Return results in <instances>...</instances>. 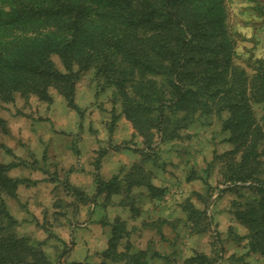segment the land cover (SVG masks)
Listing matches in <instances>:
<instances>
[{
    "label": "trees",
    "instance_id": "16d2710c",
    "mask_svg": "<svg viewBox=\"0 0 264 264\" xmlns=\"http://www.w3.org/2000/svg\"><path fill=\"white\" fill-rule=\"evenodd\" d=\"M3 1L0 99L6 103L14 94L50 103L49 89L54 88L66 99L67 107L78 110L76 84L83 72L94 69L104 86L114 91L146 153L153 145L152 131L178 120L176 114L188 122L196 115L229 113L222 129L230 133L227 141L234 146L232 152L243 149V155L228 181L257 183L246 188L254 192L244 198L234 216L248 229L250 252L264 258V168L255 172L261 134L254 127L249 102H264V66L254 68L249 83L245 73L230 67L231 50L223 43L214 44V31L224 32L222 0ZM91 3L102 10H90ZM52 54L60 56L66 73L54 68ZM160 138L167 143L178 137ZM12 167L0 163V195L15 198L18 186L29 181L9 177ZM246 167L253 171H244ZM95 182L98 191L100 185H106L109 192L115 190L112 181L100 183L98 175ZM144 185L153 196L161 193L149 182ZM182 211L193 234L206 232L202 226L207 219L205 210L195 208L190 199ZM16 223L0 198V264H46L45 254L37 249L39 243L35 254L27 238L10 231ZM121 239L120 231L114 232L100 264L124 258L128 260L124 264H147L153 257L149 251L131 254L129 248L119 252ZM184 264L213 263L203 254H194Z\"/></svg>",
    "mask_w": 264,
    "mask_h": 264
},
{
    "label": "rangeland",
    "instance_id": "374dc122",
    "mask_svg": "<svg viewBox=\"0 0 264 264\" xmlns=\"http://www.w3.org/2000/svg\"><path fill=\"white\" fill-rule=\"evenodd\" d=\"M222 1L225 13L224 32L220 34L219 29H208L215 30L212 34L213 37L216 36L214 44L223 43L226 49L231 50L230 67L245 73L251 83L255 76L254 68L264 66V0ZM89 9L102 10L100 5L94 3L89 4ZM50 61L58 72L66 73L59 55L52 54ZM74 69L77 70V67ZM249 86L247 92L250 97ZM49 96L50 103L41 102L36 96L21 97L19 94H14L12 101L8 103L0 99V119L3 121V126L0 125V163L5 166L13 165L9 171L20 180L29 181L18 186L15 198L3 194L0 198L17 221L10 231L27 238L35 254L36 243H39L37 249L45 254L46 264H81L85 259L82 243L86 241L87 234L93 239L89 242L90 245L95 248L100 244L97 240L98 226H86L83 229L87 233L84 234L78 231L81 230L79 223L86 218L88 209L78 208L73 213L66 205L68 200L76 201L79 194L72 192L66 184L67 179L62 177V171L58 172L59 165H55L49 174L51 185L36 186V126H50L59 145L54 152L55 156L60 158L67 152L75 158L81 155L85 157L86 163L90 164V167L84 168L85 172L95 171L102 157L108 153L118 152L128 156L135 152L139 154L145 148L139 137L128 138L130 125L123 116L120 102L114 91L105 87L103 80L95 75L94 69L83 72L76 84L74 103L78 110L67 107L66 99L54 88L49 89ZM249 102L254 127L261 134V144L256 155V172L264 168V102ZM164 114L168 116L166 111ZM181 116V113L176 114L175 118L178 120L166 124L160 131H152L153 145L147 150V154L154 166L163 165L164 172L172 177L170 182L174 183L175 190L169 192L168 201L184 205L191 199L195 207L205 210L207 219L202 226L206 232L193 234L191 225H182L180 221L173 226L151 223L155 229L163 231V235L150 241L148 251L153 257L146 263L156 264V257L162 254H176L175 247L179 243L180 256L169 260L168 255L161 263L184 264V260L194 254H203L213 264H264V258L250 252L248 229L234 216L244 198L252 196L254 192H246V188L250 185L257 186V183L228 181L240 165L243 155V149L232 152L234 146L227 141L230 133L222 129V122L229 117V113L196 115L188 122L182 120ZM170 134L178 138L161 143L160 137L167 138ZM114 135L118 136L116 141L113 139ZM114 142L116 145H113ZM47 153L46 150L44 159ZM78 164H73L70 170L80 168V163ZM66 168L68 167L63 169ZM249 170H252L251 167L244 169L246 172ZM189 177L191 179L187 182ZM86 183L90 184L89 176ZM236 187H244V190ZM179 189L182 191L176 193ZM203 200L206 203H202ZM70 215L79 216L72 241L70 226L65 222ZM172 229L177 230L173 231L175 237L170 233ZM168 234L172 235L166 239ZM120 243L125 250L128 241L121 240ZM126 262L127 258L116 263L107 259L105 264Z\"/></svg>",
    "mask_w": 264,
    "mask_h": 264
},
{
    "label": "crops",
    "instance_id": "0c3cea01",
    "mask_svg": "<svg viewBox=\"0 0 264 264\" xmlns=\"http://www.w3.org/2000/svg\"><path fill=\"white\" fill-rule=\"evenodd\" d=\"M128 123L130 125L128 138H132L136 134L131 123L129 121ZM117 137V135H114V141ZM36 141V179H34V181L36 180V186L51 185L52 181L49 179V174L52 173L55 165H59L58 172L62 171V177L67 179L66 184L70 186L71 190L76 189L79 194L78 199H76L77 202L68 200L66 205L73 210V213L78 208L88 209L86 218L79 223L81 224V230L78 229V231L84 234V232L87 233L83 229L86 226H98L97 240L100 241V244L95 248L90 245L89 242H92L93 239L91 240L90 235L87 234L86 241L82 243V253L85 259L81 261V264H100L102 253L108 248L109 240L113 237L114 232L120 231L121 240L128 241L126 248H129L130 253L133 254L138 251H148L150 241L156 236L161 237L163 235V231L155 229L151 223L154 222L162 226L172 224L173 226L174 223L180 221V224H184L185 214L182 211L184 205L173 204L168 201L169 192L172 193L175 190L174 183L170 182L172 177L168 172H164L163 165L154 166L152 164L146 150L128 156L118 152L108 153L102 157L95 171L85 172L84 168L86 166L90 167V164L86 163L87 160H84L85 157L82 155L75 158L72 154L67 153L65 149L66 153H63L60 158L55 156L54 152L59 145L55 141L54 134L51 133L50 126H36ZM46 144L48 145L45 146ZM113 145H116V142ZM44 146L45 148H43ZM46 150L48 153L46 159H44L43 154ZM78 163H80V168L75 167L74 170H70L73 164L78 166ZM64 167H68L67 170L63 169ZM111 167L112 170L109 171ZM110 172L112 173L109 175ZM10 175L13 179H19L12 172ZM96 175L101 179L100 183L107 184L112 181L115 190L109 192L106 185H100L98 191L97 183H95ZM87 176L90 179L89 185L85 184ZM146 182L161 191L158 197L151 195L144 185ZM181 191L179 189L176 193ZM72 192L76 193L73 190ZM36 198H38L37 195ZM78 217V215H70L67 216L65 221L70 226L71 241L75 237L74 229L78 224ZM179 218L182 220H178ZM114 225L117 228L115 230L112 228ZM173 231L172 229L170 233H173L175 237L174 232H177V230ZM169 235L172 234H168L165 238L168 239ZM178 245L179 243L175 247L177 249L176 254L174 252V254H167V256L162 254L156 257L155 260H158L156 264H164L161 262H164L163 260L168 255L169 260L180 256ZM118 251H125L121 244Z\"/></svg>",
    "mask_w": 264,
    "mask_h": 264
},
{
    "label": "built area",
    "instance_id": "2783aa9c",
    "mask_svg": "<svg viewBox=\"0 0 264 264\" xmlns=\"http://www.w3.org/2000/svg\"><path fill=\"white\" fill-rule=\"evenodd\" d=\"M214 197H216V194H214Z\"/></svg>",
    "mask_w": 264,
    "mask_h": 264
}]
</instances>
